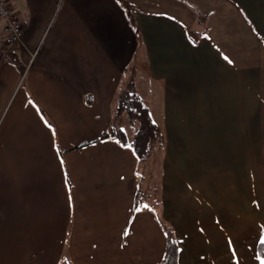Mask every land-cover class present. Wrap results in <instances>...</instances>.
Listing matches in <instances>:
<instances>
[{"label": "crops", "instance_id": "crops-1", "mask_svg": "<svg viewBox=\"0 0 264 264\" xmlns=\"http://www.w3.org/2000/svg\"><path fill=\"white\" fill-rule=\"evenodd\" d=\"M3 1L28 28L6 50L0 19V264H159L164 228L178 264H260L264 0ZM130 77L165 140L155 212L112 135Z\"/></svg>", "mask_w": 264, "mask_h": 264}, {"label": "trees", "instance_id": "trees-1", "mask_svg": "<svg viewBox=\"0 0 264 264\" xmlns=\"http://www.w3.org/2000/svg\"><path fill=\"white\" fill-rule=\"evenodd\" d=\"M128 20L137 35V28L135 20L131 12L130 6H124ZM1 60V54H0ZM124 115L129 123H136L137 128L133 134V137L128 141L126 134L119 128L112 127V135L118 141L121 146L128 147L135 154L138 161L139 168V184H138V201L147 202L145 190H148V184L146 185L145 167L150 161H157V153L163 151L165 147L164 136L158 127V125L152 119L149 110L144 101L138 96L133 79L130 77L127 83L122 85L118 91V95L115 102V116L114 120ZM137 201V200H136ZM145 205V204H144ZM147 205V203H146ZM149 210L155 212L156 207H150ZM166 235V247L164 256L159 264H178V247L172 236V233L164 228ZM258 255L261 261L264 260V244L259 242Z\"/></svg>", "mask_w": 264, "mask_h": 264}, {"label": "rangeland", "instance_id": "rangeland-1", "mask_svg": "<svg viewBox=\"0 0 264 264\" xmlns=\"http://www.w3.org/2000/svg\"><path fill=\"white\" fill-rule=\"evenodd\" d=\"M126 1L131 2V0H126ZM132 1L135 3L136 7L141 10H148V9L151 10L153 9V6H154L153 4L150 3L151 0H147V2H149L150 4L146 3L145 0H132ZM181 12L182 11L180 10V14L177 12H173L172 14H174L176 17H180L183 19V15ZM194 13L197 14L198 12L194 10ZM0 43H1V40H0ZM145 104L149 107L151 116L153 120L156 122V114H155V110H153V106L151 105L149 101H146ZM113 127L121 129L126 134L128 141H130L137 128V124L129 123L126 117L122 115L119 118L114 120ZM144 171H145L144 176L146 177L145 184L146 185L148 184L149 186L148 190H145V194H147L146 203L150 207H156L157 200H158V194L160 191V186H158L160 185V177H159L160 170H158L157 168V161H153V160L150 161L149 166L147 165ZM261 208H262V214H263L262 219H264V197L261 198Z\"/></svg>", "mask_w": 264, "mask_h": 264}, {"label": "built area", "instance_id": "built-area-1", "mask_svg": "<svg viewBox=\"0 0 264 264\" xmlns=\"http://www.w3.org/2000/svg\"><path fill=\"white\" fill-rule=\"evenodd\" d=\"M0 19L3 21V44L6 50L12 49L21 42L27 24L21 23L13 14L6 1H0Z\"/></svg>", "mask_w": 264, "mask_h": 264}, {"label": "snow or ice", "instance_id": "snow-or-ice-1", "mask_svg": "<svg viewBox=\"0 0 264 264\" xmlns=\"http://www.w3.org/2000/svg\"><path fill=\"white\" fill-rule=\"evenodd\" d=\"M144 207L147 208V205H145ZM135 211H140V209L137 208V209H135ZM166 235H167V234H166ZM260 243H261V244H264V235H262V236L260 237ZM261 264H264V260L261 261Z\"/></svg>", "mask_w": 264, "mask_h": 264}]
</instances>
